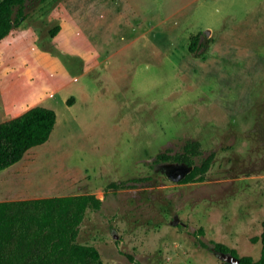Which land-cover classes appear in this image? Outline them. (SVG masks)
<instances>
[{
	"label": "rangeland",
	"instance_id": "1",
	"mask_svg": "<svg viewBox=\"0 0 264 264\" xmlns=\"http://www.w3.org/2000/svg\"><path fill=\"white\" fill-rule=\"evenodd\" d=\"M94 3L102 6L91 12ZM23 9L26 20L0 41V122L34 106L57 120L45 143L0 170V202L93 194L101 205L86 211L77 242L97 248L103 264H223L211 242L257 260L264 0H26ZM198 32L226 67L249 49L261 57L256 104L222 110L218 67L199 63L209 49L205 58L187 49ZM207 125L213 132L198 129ZM191 138L201 142L195 164L215 155L205 180L172 182L165 169L176 163L157 156ZM252 202L263 207L246 231L240 210Z\"/></svg>",
	"mask_w": 264,
	"mask_h": 264
},
{
	"label": "trees",
	"instance_id": "2",
	"mask_svg": "<svg viewBox=\"0 0 264 264\" xmlns=\"http://www.w3.org/2000/svg\"><path fill=\"white\" fill-rule=\"evenodd\" d=\"M26 0H0V41L27 18L23 6ZM57 26L50 31L55 36ZM214 40H202V33L189 37L188 52L194 58H205ZM68 103V102H67ZM56 113L47 107L34 106L21 115L0 122V170L19 162L32 147L45 143L53 131ZM200 142L189 139L182 150L168 156L161 153L157 160L192 165V170L180 181H204L214 159V153L201 155ZM101 201L93 194L53 196L0 202V264H103L97 248L79 244V226L89 208L99 209ZM259 237L260 257L240 256L236 249L224 243L211 242L217 252L230 253L239 258V264H264V220ZM202 231V230H201ZM203 248L208 245L199 242ZM223 264H229L223 262Z\"/></svg>",
	"mask_w": 264,
	"mask_h": 264
},
{
	"label": "crops",
	"instance_id": "3",
	"mask_svg": "<svg viewBox=\"0 0 264 264\" xmlns=\"http://www.w3.org/2000/svg\"><path fill=\"white\" fill-rule=\"evenodd\" d=\"M97 6H102V5L100 3L99 4L94 3L90 6L91 9L90 11L96 12ZM97 9H100V7ZM118 13H120V9L119 11H117L115 7H113V9H111L109 12V14H118ZM216 49H217V43L214 42L209 48L207 59L204 61L199 60V63L205 64V66L207 67L212 64L216 65L215 67H218V71L215 72L214 74L217 75V80L220 83L221 98L220 97L216 98L217 103L219 104V106H221L222 110L228 112L229 115H237L239 111L243 108L244 101H248L250 105L249 107H251V104L252 105L256 104V100L259 97V94H261L258 87L256 86L254 87L253 85L254 81H252V77H254V74H252L253 67L259 64L258 62L260 61L261 57H259L252 49H249L245 53L243 54L241 53L239 58H235L233 60V63L229 67H226V65L223 63L222 57L215 53ZM224 50L229 52L226 53L229 56L230 50L228 49H224ZM248 83L251 84L247 86ZM232 90L235 91L236 93V96L234 98H231ZM249 107H247V109ZM198 129L207 132H209L208 129H210L213 132L212 127H208V125L206 127L205 126L198 127ZM218 138L220 139V136H218ZM191 139L197 140L193 138ZM27 199H35V198L34 197L24 198L23 200H27ZM262 205H264L263 202ZM261 207H263L261 206V202L258 203L252 202L248 204L244 203L243 210L242 209L240 210L242 211V216H241L242 224L239 225V227L241 226L243 227L242 229H244L245 228L243 226L244 224L247 223L248 225H250L252 220H258L259 215L261 214V210H260ZM263 220L264 218L260 220V223H262ZM239 229L241 228H237L236 231L238 232ZM244 230L247 231L249 229L245 228Z\"/></svg>",
	"mask_w": 264,
	"mask_h": 264
},
{
	"label": "water",
	"instance_id": "4",
	"mask_svg": "<svg viewBox=\"0 0 264 264\" xmlns=\"http://www.w3.org/2000/svg\"><path fill=\"white\" fill-rule=\"evenodd\" d=\"M192 168V165L173 164L166 167L165 174L170 181L178 183L192 170ZM178 222V217H175L172 224L176 225L178 224ZM213 252L222 262H226L229 264H239V258L230 253L217 252L214 249Z\"/></svg>",
	"mask_w": 264,
	"mask_h": 264
}]
</instances>
